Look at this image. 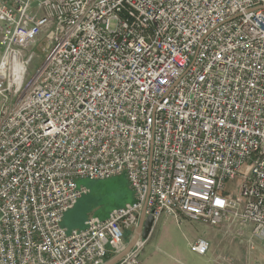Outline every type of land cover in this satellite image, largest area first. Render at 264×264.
<instances>
[{"label": "built area", "instance_id": "built-area-1", "mask_svg": "<svg viewBox=\"0 0 264 264\" xmlns=\"http://www.w3.org/2000/svg\"><path fill=\"white\" fill-rule=\"evenodd\" d=\"M115 175L133 199L67 232L76 179ZM142 211L264 245V0H0V264H104Z\"/></svg>", "mask_w": 264, "mask_h": 264}, {"label": "rangeland", "instance_id": "rangeland-1", "mask_svg": "<svg viewBox=\"0 0 264 264\" xmlns=\"http://www.w3.org/2000/svg\"><path fill=\"white\" fill-rule=\"evenodd\" d=\"M43 47L45 45L42 42L33 47L35 54L28 66V76L41 64L44 56ZM236 179L226 180L225 190L235 192L237 188ZM76 182L79 186L86 187V192L77 199L73 209L67 211L63 218L62 226L67 232L72 229H81L88 216H107L108 211L112 208L128 203L132 195L124 175L102 179L78 178ZM181 223L178 218L160 219L153 235L145 238L143 242L139 254L140 263L157 264L161 256L173 255L180 257L181 261L187 264H195L193 261L199 256L189 249L188 244L193 240H189L191 235L187 231L184 221Z\"/></svg>", "mask_w": 264, "mask_h": 264}, {"label": "crops", "instance_id": "crops-1", "mask_svg": "<svg viewBox=\"0 0 264 264\" xmlns=\"http://www.w3.org/2000/svg\"><path fill=\"white\" fill-rule=\"evenodd\" d=\"M132 199L133 195H131L129 201ZM73 207L71 209H73ZM180 217L184 218V220H182ZM173 218H178L180 224H182L181 222L184 221L186 229L191 235L189 240H195L198 237H204L209 242V246L205 254L198 255L191 251L195 255L199 256L193 261L195 264H254L256 260L264 264V245H262L258 239L251 236L249 226L239 227L238 225L229 224L224 221L213 225L190 220L182 214H178V217L175 218L173 216L171 217L170 214L162 212L155 222H153L146 238L153 235L156 229V224L160 219L172 220ZM135 229L136 227H134L133 230L126 231L125 239L127 242L135 232ZM250 239L253 241V247H250L248 244ZM157 264L187 263L181 261L180 257L164 255L158 259Z\"/></svg>", "mask_w": 264, "mask_h": 264}, {"label": "water", "instance_id": "water-1", "mask_svg": "<svg viewBox=\"0 0 264 264\" xmlns=\"http://www.w3.org/2000/svg\"><path fill=\"white\" fill-rule=\"evenodd\" d=\"M153 224V218L151 215H144L143 211L140 214L139 222L136 226L135 232L132 234L131 238L128 240L125 248L113 256L109 257L104 264H113L117 260H119L124 254L132 247L135 240L141 236L143 238H146L147 234L149 233L151 227Z\"/></svg>", "mask_w": 264, "mask_h": 264}]
</instances>
